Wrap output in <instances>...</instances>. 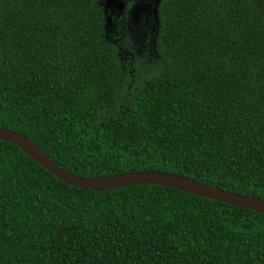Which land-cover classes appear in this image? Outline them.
<instances>
[{"label":"trees","instance_id":"16d2710c","mask_svg":"<svg viewBox=\"0 0 264 264\" xmlns=\"http://www.w3.org/2000/svg\"><path fill=\"white\" fill-rule=\"evenodd\" d=\"M100 2L0 0V128L80 178L161 172L264 201V0H160L155 70ZM0 264H264V215L85 191L0 141Z\"/></svg>","mask_w":264,"mask_h":264},{"label":"water","instance_id":"95a60500","mask_svg":"<svg viewBox=\"0 0 264 264\" xmlns=\"http://www.w3.org/2000/svg\"><path fill=\"white\" fill-rule=\"evenodd\" d=\"M0 141L18 148L24 155L68 186L92 192H106L134 185H154L173 189L233 207L264 215V201L224 191L204 183L161 172H133L97 179L75 176L54 164L45 153L26 136L0 128ZM68 229L56 232L60 235Z\"/></svg>","mask_w":264,"mask_h":264},{"label":"rangeland","instance_id":"374dc122","mask_svg":"<svg viewBox=\"0 0 264 264\" xmlns=\"http://www.w3.org/2000/svg\"><path fill=\"white\" fill-rule=\"evenodd\" d=\"M159 1L160 0H101L100 2L106 20L120 7L121 2L127 4V8L117 20L123 17L127 18L126 27L128 29V35L133 43L132 47L135 51L134 53L138 59L142 58L144 61H149V64L153 66L148 67L153 70L157 67L156 62L158 63L154 41L158 32L157 6ZM138 61L141 62L140 60ZM147 72L148 68L143 67L141 75ZM132 75L134 78L138 76L134 70ZM130 83L131 81L127 79L122 88H120V91L124 95L127 94V88ZM133 87L134 85H132L130 89L132 90Z\"/></svg>","mask_w":264,"mask_h":264},{"label":"flooded vegetation","instance_id":"af4514ba","mask_svg":"<svg viewBox=\"0 0 264 264\" xmlns=\"http://www.w3.org/2000/svg\"><path fill=\"white\" fill-rule=\"evenodd\" d=\"M126 8H127V4L125 2H121L120 7L118 9H116L117 11L115 10L113 15L111 17H108V20H107L108 25L110 24L111 19H113V21L117 20V18L123 14V12ZM123 18H121V20Z\"/></svg>","mask_w":264,"mask_h":264}]
</instances>
